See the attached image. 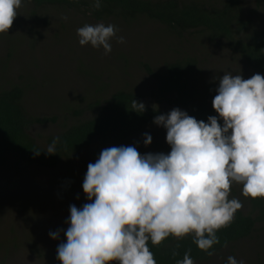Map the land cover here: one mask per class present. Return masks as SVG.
Segmentation results:
<instances>
[{
	"label": "rangeland",
	"instance_id": "obj_1",
	"mask_svg": "<svg viewBox=\"0 0 264 264\" xmlns=\"http://www.w3.org/2000/svg\"><path fill=\"white\" fill-rule=\"evenodd\" d=\"M180 1L214 5L223 0ZM17 12L9 32L0 33V88L22 86V104L28 114L40 120L55 119L34 126L33 138L53 136L63 125L89 118L92 111L87 106L94 96L103 100L115 91H131L141 95L143 103L154 105L150 95L155 90V75L173 61L191 62L200 91L209 85L217 92L225 73L244 79L256 74L225 41L204 32L176 37L144 19L130 24L111 19L94 22L77 10L44 7L34 11L23 0ZM243 14L252 18L250 30L264 29V0H244ZM98 23L115 25L116 36L124 38L123 43L113 38L112 51L107 55L102 46L79 44L77 29ZM96 89L103 93L96 94ZM73 112L82 115L73 119ZM145 134L152 137L147 146ZM166 135V128L153 122L127 143H96L48 169L8 157L0 167V264H61L57 249L66 243L70 206L82 208L91 202L82 187L88 164L95 163L103 149L113 146H133L141 155L168 154L171 146ZM242 188L232 185L229 199L240 200L243 207L238 211L250 214ZM255 228L250 239L223 249L206 264H227L229 256L244 264H256L255 256H259L257 263L264 264V223ZM55 232H59L57 239L50 236ZM257 238L261 239L259 247L254 244Z\"/></svg>",
	"mask_w": 264,
	"mask_h": 264
},
{
	"label": "clouds",
	"instance_id": "obj_2",
	"mask_svg": "<svg viewBox=\"0 0 264 264\" xmlns=\"http://www.w3.org/2000/svg\"><path fill=\"white\" fill-rule=\"evenodd\" d=\"M101 2L93 0L94 8ZM21 6L22 0H0V33L9 32ZM117 31L112 24H85L77 35L81 46H102L107 55L113 38L124 42ZM212 106L223 125L216 116L205 123L178 108L154 118L167 130L168 154L113 146L88 164L82 187L91 202L70 206L66 243L57 249L61 264H157L148 242L159 246L169 236L192 235L200 250L214 255L209 249L220 242L217 231L243 207L229 199L232 185H242L245 198H264V76L225 73ZM133 110L143 112L145 105L134 100ZM151 142L145 134V145ZM176 264H194L190 250ZM227 264L244 261L229 256Z\"/></svg>",
	"mask_w": 264,
	"mask_h": 264
},
{
	"label": "trees",
	"instance_id": "obj_3",
	"mask_svg": "<svg viewBox=\"0 0 264 264\" xmlns=\"http://www.w3.org/2000/svg\"><path fill=\"white\" fill-rule=\"evenodd\" d=\"M23 1L34 11L44 7L77 10L94 22L111 19L130 24L144 19L160 25L176 37L190 32H204L212 39L225 41L251 71L264 76V29H249L252 18L243 14L244 0H223L214 5L180 0H102L98 10L94 8L93 0ZM248 13L254 16L253 11ZM196 75L190 61L170 62L161 74L155 75L156 86L150 95L154 105L143 103V97L131 91H115L103 100L94 96L97 99L93 97V101L87 106L92 111L89 118L77 119L69 126L63 125L57 134L47 138L39 135L33 138L31 129L55 119L40 120L37 116L28 114L22 104V86L0 88V167L10 157L26 165L48 169L96 143L122 145L153 123L156 116L167 115L177 108L205 123H208L209 116H216L223 125V120L212 106L216 90L205 85L200 91ZM99 91L96 89L95 93L98 94ZM134 100L145 105L143 112L133 110ZM81 115V112H73L72 118ZM41 139L42 142L37 141ZM54 140L55 153L49 154L46 149L53 145ZM247 209L250 214L237 211L233 222L217 231L220 242L209 249L214 252L212 256L198 248L192 235L179 240L169 236L159 246L153 245L149 240L148 247L157 264H176L183 260L185 252L189 250L194 264L209 263L223 249L250 239L256 231V225L264 223V198H247ZM260 242V238L254 240L257 247ZM173 252L177 254L173 256ZM255 258L256 264H261L257 263L260 257Z\"/></svg>",
	"mask_w": 264,
	"mask_h": 264
}]
</instances>
